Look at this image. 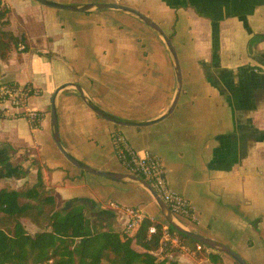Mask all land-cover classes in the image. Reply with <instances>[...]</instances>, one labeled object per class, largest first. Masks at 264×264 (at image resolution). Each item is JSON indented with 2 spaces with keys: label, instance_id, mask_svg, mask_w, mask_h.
<instances>
[{
  "label": "crops",
  "instance_id": "obj_1",
  "mask_svg": "<svg viewBox=\"0 0 264 264\" xmlns=\"http://www.w3.org/2000/svg\"><path fill=\"white\" fill-rule=\"evenodd\" d=\"M49 1L120 3L148 16L174 46L181 90L165 118L118 125L88 103L132 122L151 121L170 107L177 83L163 39L119 9L72 11L0 0L8 9L0 32L22 45L0 48V82L30 85L36 93L28 107L43 115L37 127L23 116L0 117V188L20 190L37 183L39 174L54 209L83 206L105 229L123 231L125 223L109 202L170 225L137 180L91 174L63 156L50 120L51 98L61 86L57 128L70 155L100 171L128 174L112 144V133L120 131L140 154L161 159L168 185L187 199L193 219L174 215L181 227L223 243L249 264H264V0ZM180 241L170 254L180 264H238L223 252Z\"/></svg>",
  "mask_w": 264,
  "mask_h": 264
},
{
  "label": "trees",
  "instance_id": "obj_2",
  "mask_svg": "<svg viewBox=\"0 0 264 264\" xmlns=\"http://www.w3.org/2000/svg\"><path fill=\"white\" fill-rule=\"evenodd\" d=\"M7 13V8L0 7L1 25L7 24ZM18 40L10 32H0L1 49L18 45ZM54 206L39 174L37 183L24 184L20 190L0 188V264H180L167 258L177 249L164 244L160 224L147 239V219L134 234H127L103 228L85 214L83 206ZM22 217L29 218L38 230L27 231ZM168 227L182 242L198 243L172 225Z\"/></svg>",
  "mask_w": 264,
  "mask_h": 264
},
{
  "label": "built area",
  "instance_id": "obj_3",
  "mask_svg": "<svg viewBox=\"0 0 264 264\" xmlns=\"http://www.w3.org/2000/svg\"><path fill=\"white\" fill-rule=\"evenodd\" d=\"M18 47L22 48V45L19 44ZM35 93L36 91L27 84L0 82V117L23 116L32 127H37L42 120V112L28 107V100ZM112 144L115 155L123 167L129 173L144 179L174 215L193 219L187 199L168 185L161 159L157 155L150 152L140 154L120 131L112 133ZM109 206L125 215L123 231L127 234H134L144 219L150 221L146 238L149 239L155 232L156 221L153 216L138 208L116 202H109ZM161 232L164 244L169 243L170 248L182 246L176 232L170 231L168 226L161 225ZM203 247V244L196 243L198 250Z\"/></svg>",
  "mask_w": 264,
  "mask_h": 264
},
{
  "label": "water",
  "instance_id": "obj_4",
  "mask_svg": "<svg viewBox=\"0 0 264 264\" xmlns=\"http://www.w3.org/2000/svg\"><path fill=\"white\" fill-rule=\"evenodd\" d=\"M35 1L44 5V6H47V7H51V8H55V9H63V10H72V11H87V10H91V9H105V8L119 9L122 11L132 13L133 15H135L136 17L141 19L145 24L150 26L163 39V41L166 44V47L170 53V57L172 59V62L174 64L177 90H176V94L174 96V99H173L170 107L168 108V110L163 115H161L160 117L153 119L151 121L132 122V121H126V120H121V119H116L114 117H110V116L106 115L104 112H102L100 109H98L97 107L93 106L92 104L88 103V105L96 113H98L99 115H101L105 118L110 119L111 121H113L114 123H116L118 125H131V126H145V125L155 123V122L165 118L173 110V108L177 102V99H178V96H179V93L181 90V86H182L180 65H179V61H178L176 51L174 49V46H173L170 38L168 37V35H166V33L162 30V28L156 22H154L152 19H150L148 16L141 13L140 11H137L136 9H134L130 6L120 4V3L105 2V3H88V4H84V5H70V4H61V3H57V2H53V1H49V0H35ZM74 86H76L78 88V85L74 84ZM59 88H61V86L58 87L56 89V91L53 93L52 98H51V102H50V120H51V125H52V132H53L52 134H53V139H54V142H55L57 148L60 150V152L63 154V156L70 163H72L76 167H78V168H80V169H82L88 173H91V174H95V175H99V176H103V177H107V178H113V179H118V178H122V177H129V178L137 180L138 182H140L142 185H144V187H146L151 192V194L153 195L157 204L159 205L161 211L163 213H165L166 219L168 220L170 225H172L176 230H178L179 232L183 233L184 235L194 239L195 241L203 244L204 246L210 247L212 249H215L217 251H220V252H223V253L229 255L238 264H249L248 262H246V260L240 254H238L234 250L230 249L229 247H227L223 243L212 240L208 237H205V236L200 235L196 232H193V231H190L188 229H185L184 227H181L174 220V218H173L174 214L170 211V209L167 207V205L156 194V192L152 189V187L141 177L134 175V174H131V173L119 174V173H112V172H108V171H100V170L94 169L90 166H87V165L81 163L80 161L75 159L72 155H70L63 148V146L60 142V139H59V135H58L57 115H56V108H55V96H56V92L58 91Z\"/></svg>",
  "mask_w": 264,
  "mask_h": 264
},
{
  "label": "rangeland",
  "instance_id": "obj_5",
  "mask_svg": "<svg viewBox=\"0 0 264 264\" xmlns=\"http://www.w3.org/2000/svg\"><path fill=\"white\" fill-rule=\"evenodd\" d=\"M22 200V199H21ZM22 201H24V200H22ZM176 216H179V215H176ZM181 218V217H180ZM20 221H23L22 223H24L23 225H24V227H26V230H28L29 232H31V233H34V231H33V229L29 226V224H28V222H26L25 220H23L22 218H20ZM101 225V224H100ZM102 226V225H101ZM169 255L170 254H167V258H169ZM169 259H171V258H169Z\"/></svg>",
  "mask_w": 264,
  "mask_h": 264
}]
</instances>
